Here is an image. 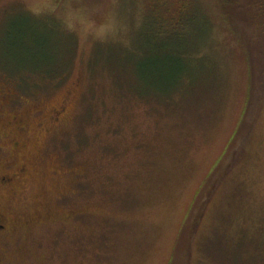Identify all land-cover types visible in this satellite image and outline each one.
Here are the masks:
<instances>
[{
  "label": "rangeland",
  "instance_id": "rangeland-1",
  "mask_svg": "<svg viewBox=\"0 0 264 264\" xmlns=\"http://www.w3.org/2000/svg\"><path fill=\"white\" fill-rule=\"evenodd\" d=\"M68 1L0 0V264H174L202 197L188 264H264V100L204 193L248 107L246 29L202 0L191 46L143 56L134 0Z\"/></svg>",
  "mask_w": 264,
  "mask_h": 264
},
{
  "label": "trees",
  "instance_id": "trees-1",
  "mask_svg": "<svg viewBox=\"0 0 264 264\" xmlns=\"http://www.w3.org/2000/svg\"><path fill=\"white\" fill-rule=\"evenodd\" d=\"M141 11V21L137 31V42L142 44L143 56L169 55L175 48L172 45H160L161 38L167 34H177V36L186 35L188 43L182 41V46H191L189 36L193 34L191 25L194 20L200 24H206L208 18L202 15L204 3L202 0H134ZM218 10H221L223 19L234 29H246V39L248 42V58L250 64L254 67L251 70V87L248 107L245 111L244 118L234 136L229 149L217 167L215 173L207 183L205 189L206 196H209L214 185V181L228 170L235 162L236 156L243 145L249 138L254 129L256 120L259 116L261 106L264 100V0H215ZM69 4H74V0H69ZM83 4H92L91 0H79ZM93 4H96L92 0ZM98 5V4H97ZM46 20H49L46 18ZM47 24V23H46ZM55 29L52 24L46 25ZM240 30V31H241ZM154 43V47L146 50L145 45ZM190 51V49H189ZM177 53H179L177 51ZM188 53L186 50L183 55ZM250 65V66H251ZM48 69V68H46ZM146 69V66H145ZM213 182V183H210ZM205 196V198H206ZM199 201L187 222L188 229L183 233L180 240L174 264H188L189 252L188 242L193 235L196 217L199 209L205 202L204 197ZM189 236V238H188Z\"/></svg>",
  "mask_w": 264,
  "mask_h": 264
},
{
  "label": "flooded vegetation",
  "instance_id": "flooded-vegetation-1",
  "mask_svg": "<svg viewBox=\"0 0 264 264\" xmlns=\"http://www.w3.org/2000/svg\"><path fill=\"white\" fill-rule=\"evenodd\" d=\"M10 181V179L2 177L0 178V185L9 184ZM8 227L11 228L9 220L0 216V235H2L8 229Z\"/></svg>",
  "mask_w": 264,
  "mask_h": 264
}]
</instances>
